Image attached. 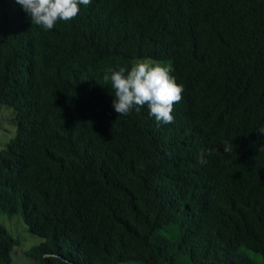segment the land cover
I'll return each instance as SVG.
<instances>
[{
    "label": "trees",
    "instance_id": "trees-1",
    "mask_svg": "<svg viewBox=\"0 0 264 264\" xmlns=\"http://www.w3.org/2000/svg\"><path fill=\"white\" fill-rule=\"evenodd\" d=\"M51 30L0 0V211L37 264H264V0H91ZM171 61L174 122L118 116L106 69ZM232 146L224 152L222 142ZM205 151L206 164L198 162ZM212 154L209 156L207 152ZM17 240L0 225V264Z\"/></svg>",
    "mask_w": 264,
    "mask_h": 264
},
{
    "label": "clouds",
    "instance_id": "clouds-1",
    "mask_svg": "<svg viewBox=\"0 0 264 264\" xmlns=\"http://www.w3.org/2000/svg\"><path fill=\"white\" fill-rule=\"evenodd\" d=\"M28 15L32 25L51 30L57 21H71L80 11L79 5L88 6L91 0H16ZM171 67L155 63L149 59L133 60L131 67L108 68L103 75L105 84L114 93L112 106L118 116L139 112L147 106L149 115L158 124L174 122V105L181 101L183 86L171 75ZM264 133V128L258 130ZM224 152L231 153L232 146L222 142ZM210 151L207 155H211ZM198 162L206 164L205 151L198 156Z\"/></svg>",
    "mask_w": 264,
    "mask_h": 264
},
{
    "label": "rangeland",
    "instance_id": "rangeland-1",
    "mask_svg": "<svg viewBox=\"0 0 264 264\" xmlns=\"http://www.w3.org/2000/svg\"><path fill=\"white\" fill-rule=\"evenodd\" d=\"M155 63L171 67L170 60L157 61L149 59ZM15 133L14 113L11 107L0 103V149ZM0 225L17 240L11 251V264H37L35 259L26 254L32 246L37 245L41 238L28 232L25 224L18 214L8 215L0 211ZM250 257L262 264L261 256L257 253L247 251ZM117 264H139L136 262L117 263Z\"/></svg>",
    "mask_w": 264,
    "mask_h": 264
}]
</instances>
